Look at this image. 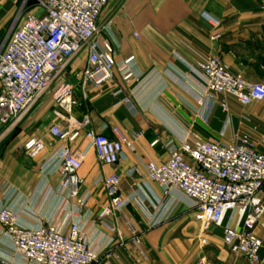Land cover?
Here are the masks:
<instances>
[{"label": "crops", "instance_id": "1", "mask_svg": "<svg viewBox=\"0 0 264 264\" xmlns=\"http://www.w3.org/2000/svg\"><path fill=\"white\" fill-rule=\"evenodd\" d=\"M28 9L24 0H0V46L15 16L40 14ZM205 14L220 21V27L205 22ZM99 25L104 29L101 38L114 47L117 63L135 58L137 79L125 84L116 75L95 89L76 77L88 60L86 51L77 55L32 110L8 126V132L17 133L0 149V211L18 212L20 225L28 229L55 225L67 230L77 222L100 257L96 264H196L201 258L207 264H248L225 246L222 228L205 235L208 246L203 247L200 238L197 243L201 223L196 211L150 182L147 164L166 162L170 145L179 144L186 133L222 143L247 136L264 152V101L243 106L233 97L218 95L204 122L198 71L204 59L219 57L233 73L264 83V0H110ZM64 84L71 85L78 102L72 109L54 102L55 91ZM74 121L87 126L73 142L50 134L53 124L69 128ZM115 129L135 150L124 146L120 162L104 166L91 134L117 139ZM32 138L45 145L35 158L24 150ZM62 147L85 155L75 172L82 180L80 198L87 201L83 207L61 189L64 164L56 153ZM112 175L121 178L120 195L129 204L115 217L101 220L111 200L101 180ZM259 197L264 202V190ZM226 224L236 226L233 215ZM255 233L263 242L264 258V218ZM11 250L8 241L0 245V253ZM12 263L25 264L15 256Z\"/></svg>", "mask_w": 264, "mask_h": 264}, {"label": "built area", "instance_id": "2", "mask_svg": "<svg viewBox=\"0 0 264 264\" xmlns=\"http://www.w3.org/2000/svg\"><path fill=\"white\" fill-rule=\"evenodd\" d=\"M110 0H36L40 14L28 13L19 19L0 47V123L9 125L27 115L39 98L50 89L60 73L80 53H88L87 66L76 75L95 89L115 80L129 84L137 79L135 58L116 62L111 42L101 38L99 21ZM25 5H27L25 3ZM203 19L214 28L220 21L205 14ZM112 27L108 21L106 29ZM220 38L219 34L213 37ZM203 84L200 113L205 122L216 104V96L233 97L243 106L264 101V83H252L243 75L233 73L219 57H209L198 65ZM71 85L64 84L54 93L59 108L78 106ZM128 107L131 102L125 99ZM226 109V104L223 105ZM87 122H71L69 128L53 124L52 137L73 142L86 128ZM117 139L103 134H91L92 145L99 162L104 166L117 165L124 146L134 151V145L118 130ZM156 144V143H155ZM45 149L36 138L28 140L24 150L31 158ZM56 156L64 164L61 189L79 207L86 204L80 198L82 180L75 174L85 159L83 153L69 147L60 148ZM74 169V172H71ZM148 179L163 190L178 196L196 211L203 231L215 226L223 229V241L232 254L248 264H264L263 242L255 233L264 218V202L259 194L264 190V152L247 136L231 143L207 141L199 134L186 133L179 144L169 147V159L147 164ZM110 197L99 218L115 217L129 204L120 195L118 175L101 180ZM233 215L236 226L226 224ZM18 212L4 208L0 211V245L11 244V253H0V264H13L12 257L25 264H96L100 257L91 246L77 222L67 230L55 225L28 229L20 225ZM135 234H138L134 230ZM203 247L207 239H201ZM196 264H207L204 258Z\"/></svg>", "mask_w": 264, "mask_h": 264}, {"label": "rangeland", "instance_id": "3", "mask_svg": "<svg viewBox=\"0 0 264 264\" xmlns=\"http://www.w3.org/2000/svg\"><path fill=\"white\" fill-rule=\"evenodd\" d=\"M24 2L28 5L29 12H32V11L34 12V10H37L36 9L37 8L36 7V0H24ZM20 18H21V16H15V18H13V20L10 23L11 25H9V28H7L6 31L3 33V37H2V41L3 42L8 37L9 33L11 32V30H13L17 26L18 21H19ZM101 29H102V32H101V37H102L103 36L102 34L104 33V29L102 27H101ZM1 46H3V44ZM8 126L9 125H2L0 123V137L1 136H5L4 140H3L4 142L2 141L1 144H0V149L3 148V146H4L6 141L12 139L15 136V134L17 133V131H14V130H11V131L8 132ZM190 224L192 225V223H190ZM189 225L186 226L187 229L189 228ZM216 229H220V228L212 226V227H210V229L208 231H203L202 227L199 226V230H198V234H197V243L199 242V238L200 239H204L205 235L208 234L209 231L216 230Z\"/></svg>", "mask_w": 264, "mask_h": 264}, {"label": "water", "instance_id": "4", "mask_svg": "<svg viewBox=\"0 0 264 264\" xmlns=\"http://www.w3.org/2000/svg\"><path fill=\"white\" fill-rule=\"evenodd\" d=\"M71 172H74V169H71Z\"/></svg>", "mask_w": 264, "mask_h": 264}]
</instances>
